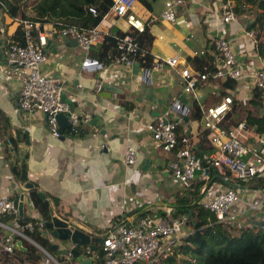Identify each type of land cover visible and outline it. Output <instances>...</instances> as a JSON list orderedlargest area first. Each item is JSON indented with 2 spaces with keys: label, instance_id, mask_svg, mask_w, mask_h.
Returning <instances> with one entry per match:
<instances>
[{
  "label": "crops",
  "instance_id": "crops-1",
  "mask_svg": "<svg viewBox=\"0 0 264 264\" xmlns=\"http://www.w3.org/2000/svg\"><path fill=\"white\" fill-rule=\"evenodd\" d=\"M164 1L135 2L134 12L143 18L149 28L144 36H139L144 38L148 34L151 38L150 41L141 43L143 50L135 61L137 72L133 71L135 65L129 68L115 61L112 46L105 53H102L103 44L95 45L88 51L78 44L59 48L63 44V35L55 34L51 38L54 45L51 43L47 47V57L41 66L43 73L58 78L63 87L62 93L71 101L69 105L78 114L94 121L85 125L88 131L84 134H67L64 130L61 137L50 133L44 113L25 111L18 107L20 81L15 77H6L9 64L2 50L3 40L15 30L17 24L11 21V15L7 12L10 3L0 4V195L14 197L20 191L25 192V182H36V190H43L46 193L44 198L50 200L52 215L68 217L73 225L95 237L101 236L119 219L130 215L144 203L156 214L157 206L163 207L162 202L174 201L184 188L172 176L168 167L172 152L162 149L152 139L145 124L179 114L182 120L178 133L189 135L192 147L199 157V168L194 180L203 179L201 195L203 196L204 186L215 190L233 185L241 195L240 201L232 209L233 225H259L260 215L264 212V183L255 178L225 182L216 168L209 169L203 163L201 155L207 151L209 143L207 137L206 140L203 137L207 129L197 119L190 118L193 99L182 91L177 70L167 64L162 68L155 67L162 56L155 53L153 46L157 45V50L167 55L166 57L178 55L184 60L199 62L200 57L193 55V51L208 48L216 26L219 25L218 35L224 34L237 42L233 48L241 56L244 69L256 68L259 56L263 55L259 54V50L261 41L264 42V29L259 36H254L255 40L243 36V29L249 28L247 25L254 18L253 13H238L236 18L222 23V0H184L177 8L174 21L155 18L164 7ZM106 20L110 21V17L102 20L103 25ZM86 58L99 61L94 65H83ZM145 59L150 60L149 64L145 63ZM100 64L101 67L98 68ZM145 68L150 69L155 101L144 98L139 101L137 97L144 95L146 84L140 81V74ZM96 73L102 77L101 80L108 81L121 90L99 91L96 84L101 80L95 76ZM198 88L203 94L204 106L222 100L225 94L231 92L235 99L233 123L238 115L239 120L245 119L241 117L242 110L250 109L256 116L264 114V88L262 103H251L253 89L248 87L247 79L231 80L230 85V82L223 84V80L211 77L199 84ZM160 96L163 104L158 103ZM177 99L182 102V107L176 111L166 110L165 105ZM156 111H160V114L156 115ZM100 127L104 132L100 131ZM246 127L247 143L264 153V131L255 130V125L251 124ZM11 144H17L18 147L17 153H10L11 155H24L27 152L24 158L26 180H21L11 169L12 160L6 156V146ZM127 144L137 150L132 164L124 161L123 153ZM202 167L206 168L208 177H203ZM260 176L264 178V174ZM31 190L25 192L27 201L23 205V215L29 217L34 212L42 215L39 201L43 198L35 197L33 201ZM52 198H56L58 202H53ZM250 203L256 206H250ZM189 226L188 221L187 228L180 229V232L189 231ZM53 243L59 244L58 254L62 258L63 250L69 249L73 244L70 239L57 238L52 239ZM79 246L81 260H75L89 263L83 256L88 245ZM0 264H5L2 258Z\"/></svg>",
  "mask_w": 264,
  "mask_h": 264
},
{
  "label": "built area",
  "instance_id": "built-area-1",
  "mask_svg": "<svg viewBox=\"0 0 264 264\" xmlns=\"http://www.w3.org/2000/svg\"><path fill=\"white\" fill-rule=\"evenodd\" d=\"M135 2L136 0H113V4L104 13L100 23L93 27L11 16V21L21 25V42L9 43L6 47L2 44V50L9 64L6 77H15L20 81L17 93L19 109L44 113L46 126L55 137L60 135L56 118L58 112H65L70 126L74 128L87 123L88 116L78 114L61 98L63 87L58 78L46 75L42 71L41 66L47 57L48 39L55 34L75 37L78 45L88 51L93 46L103 43L107 37H113L115 61L131 68L135 65L136 57L143 50L139 35L149 30L143 18L134 12ZM183 2L184 0H165L164 7L155 18L174 21L177 8ZM235 4L234 0H222L220 5L222 23L236 18L237 13L233 9ZM90 10L95 11L94 7H90ZM108 17L110 21L106 20L107 22L103 25L102 20ZM113 28L119 29L121 33L113 31ZM218 29H220L219 25L216 26L208 48L193 51V55H200L199 62L187 61L174 55L162 57L156 62L155 67L162 68L164 64H167L176 69L182 91L191 95L192 99L199 104L202 111V125L207 129L206 137L210 143V149L201 155L203 163L207 167L216 168L225 182L233 179L249 180L255 175L264 174V153L247 143V127L243 120L228 126L221 124L231 110L233 94L228 92L222 100L204 106L202 105L203 94L198 85L211 77L219 80L228 78L232 81L244 78L248 80V87L251 89L255 86L264 88V54L259 53L261 56L256 68L244 69L241 56L233 48L237 42H233L224 34L218 35ZM243 36L254 38V30L244 28ZM212 43L218 53L212 50ZM207 50L215 55L212 63L216 68L212 74L204 70L206 64L201 56ZM97 63L98 60L93 58H86L82 62L83 65ZM96 86L98 88L99 83ZM171 105L176 111L183 104L177 99L172 101ZM181 120V115L177 114L167 121L162 118L148 121L145 128L162 149L172 152L168 167L181 186L187 188L197 174L199 157L192 147L189 135L178 133ZM136 155L137 150L127 144L123 153L125 163H134ZM201 173L203 177H208L206 168L202 167ZM207 188L206 186L202 188L203 196L199 200L201 205L214 211L217 220L233 222V206L241 199L239 190L233 185H226L215 190ZM250 206L256 205L250 203ZM174 212V206L166 204L163 212H156V214L148 212L139 218L127 214L101 236L103 255L99 261L93 262L97 258V252L90 246L86 247L83 256L91 264H134L156 261L160 255H166L180 244L182 238L190 231L180 232V229L188 226L189 219L186 214L174 215ZM6 214L11 218L5 220L0 217V254L3 252L14 254L17 250L16 241L24 238L34 244L40 252V264L81 263L75 260L76 256L71 250L76 247L75 243L62 253L64 259L59 260L54 253L29 236L25 232L26 229H38L44 237L53 239L41 214L34 212L24 223H21L18 220V208L13 202V197L1 194L0 215ZM260 220L262 221L260 226L264 230V212L261 213Z\"/></svg>",
  "mask_w": 264,
  "mask_h": 264
},
{
  "label": "trees",
  "instance_id": "trees-1",
  "mask_svg": "<svg viewBox=\"0 0 264 264\" xmlns=\"http://www.w3.org/2000/svg\"><path fill=\"white\" fill-rule=\"evenodd\" d=\"M236 2L234 6V12L238 13H253L254 18L250 23L249 28L254 30L255 36H259L264 29V0H234ZM9 2L10 5L7 12L11 16L19 18H33L41 19L45 21H58L62 24H75L77 26L93 27L100 23L102 16L113 4V0H0V4ZM90 7H94L95 11H91ZM31 9L34 12L31 13ZM113 31L121 33L117 28H113ZM146 33V32H144ZM144 33L143 36H144ZM141 35V34H140ZM139 36L140 43L150 41V36L147 34L143 38ZM22 38L21 25H17L15 30L8 34L7 38L3 40V45L6 47L9 43H20ZM104 42H107L104 44ZM103 43L102 53H105L109 46L115 49V39L113 37H107ZM100 45V44H98ZM214 53H218V50L214 48ZM115 52V50H114ZM261 54H264V42L261 41ZM200 57V55H198ZM205 61L206 67L204 70L209 71L210 74L215 70V65L212 63L215 55L210 54V51H206L201 55ZM98 60V59H97ZM99 61V60H98ZM150 60L145 59V63L149 64ZM231 80L226 78L223 80V84H227ZM262 88L255 86L253 88V96L250 98V102L253 104H261ZM235 99L232 100L231 110L228 111L221 124L228 126L230 124H236L240 120L245 122V125H255L254 129L262 132L264 131V114L259 116L253 115L250 109L242 110V116L245 119L239 120L235 118L233 123V106ZM236 109V107H235ZM244 115V116H243ZM190 118L197 119L202 125V111L199 104L192 100L190 108ZM87 124H80L75 128L67 126L65 132L67 134L80 133L84 134L88 131ZM204 140H206V130L203 134ZM208 149H210V143H207ZM6 156L12 160L11 169L17 174L21 180L27 179L25 157L26 153L21 155H11L10 153H17V144H11L6 146ZM209 169L214 168L209 166ZM263 176L255 175L253 178L258 179L261 183H264ZM203 179L193 180L191 185L182 190V194L176 195V199L172 202H162L164 205L171 204L175 208L174 215L178 213L186 214L188 219L194 218V221L190 225V231L182 238L181 243L168 252L166 255H160L156 261L145 263L137 262L134 264H264V230L260 225L254 226V224L241 225L224 220H217L214 211L204 207L200 203L201 187ZM31 198L35 201V197H40L36 188L31 190ZM41 198V197H40ZM53 202H58L56 198H52ZM42 218L44 221L49 220L52 217L50 210V200L43 198L39 201ZM164 205L157 206L155 211L163 212ZM148 212H152L151 208L147 204H142L136 207L131 215L135 218H139ZM2 219H10V215H0ZM28 219L27 215H18V220L24 223ZM108 229H106L107 231ZM105 231V233H106ZM34 240L39 242L49 251L54 253L60 260L62 257L56 253V250L52 248V239L44 237L38 229L25 231ZM103 233L101 236H103ZM22 246H17V250L14 254L3 252L0 254V259L5 264H10L12 261H16L18 264H40V252L34 244L28 240L21 238ZM88 246L97 252V258L93 261L96 263L103 255L101 248V242L92 241ZM76 248L79 250L80 246L76 244ZM81 264H91L82 263Z\"/></svg>",
  "mask_w": 264,
  "mask_h": 264
},
{
  "label": "water",
  "instance_id": "water-1",
  "mask_svg": "<svg viewBox=\"0 0 264 264\" xmlns=\"http://www.w3.org/2000/svg\"><path fill=\"white\" fill-rule=\"evenodd\" d=\"M250 22L249 21L247 26H250ZM0 43H1V37H0ZM54 43L52 42L51 38L48 39L47 42V47L50 46V44ZM77 39L75 37H69L67 35H63V44H60L58 47L61 48L63 46H70V45H77ZM153 50L155 51V53L163 56H167L165 55L163 52L157 50V45L153 46ZM1 54V53H0ZM101 67V64L98 66V68ZM133 71L137 72V63H135V66L133 67ZM97 78H99L100 80L102 79V77L99 75V73H96L95 75ZM140 81L143 84H146V86L143 89L144 95L143 97L137 96L138 100L141 101L142 98L144 99H148L151 101H155L156 97H155V91H154V86L151 84L152 83V78L150 77V69L149 68H145L143 69V71L140 74ZM96 88V87H95ZM98 90L102 91V90H108V91H120L121 89L118 88L117 86L109 83L108 81L105 80H101L99 82V86H98ZM139 91L137 90L136 93H138ZM183 97V95H181ZM162 96H160V99H158V103L159 104H163ZM61 98L63 100H65L67 103H70V99H68L64 93H61ZM166 110H174V107L171 105V103L166 104ZM160 111H156V115H159ZM97 117V116H94ZM56 118L58 121V126H59V132H60V137L63 135V132L65 130V128L67 126H69V120H68V116L65 112H58L56 114ZM164 121H167V118L164 117L163 118ZM94 121L93 119L89 120L86 124H92ZM101 132H104V129L102 127L99 128ZM24 189L25 192L29 191L33 188H37L38 185L36 182H25L24 183ZM24 191H20L17 194L14 195L13 197V202L14 204L17 206L18 208V213L19 215H23V205L24 203L27 201V196L25 195ZM38 194L44 198L46 196V193L43 190H38ZM194 221V218L189 220V223L192 224V222ZM257 223L254 224V226H256ZM259 225L262 224V221L260 220L258 222ZM45 226L46 228H48L50 230V234L52 235L53 238H57L59 240H65V239H70L73 243L75 244H79V245H89L92 241H97V242H101L102 237L98 236H92L90 235L86 230H84L83 228H80L79 226H75L73 225V221L69 220L68 217H64L61 216L59 214H54L52 215V217L49 220L45 221ZM17 246L21 247V240L18 239L16 241ZM58 245L57 243H53L52 244V248L54 250H56V253H59L60 250L58 249ZM66 250V249H65ZM65 250H63V252H65ZM73 251V253L75 254L76 258L78 260H81V256H80V251L76 248L73 247L71 249ZM10 264H18L16 261H12Z\"/></svg>",
  "mask_w": 264,
  "mask_h": 264
},
{
  "label": "rangeland",
  "instance_id": "rangeland-1",
  "mask_svg": "<svg viewBox=\"0 0 264 264\" xmlns=\"http://www.w3.org/2000/svg\"><path fill=\"white\" fill-rule=\"evenodd\" d=\"M32 12H34V10H33V9H31V13H32ZM190 225H191V224H190ZM189 227H190V226H189ZM186 228H187V227H186Z\"/></svg>",
  "mask_w": 264,
  "mask_h": 264
}]
</instances>
